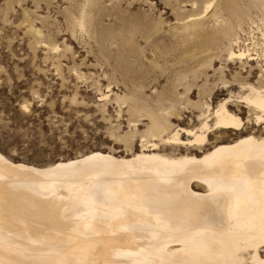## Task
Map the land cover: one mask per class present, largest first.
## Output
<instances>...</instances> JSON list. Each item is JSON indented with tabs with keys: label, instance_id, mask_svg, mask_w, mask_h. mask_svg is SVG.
Returning a JSON list of instances; mask_svg holds the SVG:
<instances>
[{
	"label": "bare ground",
	"instance_id": "6f19581e",
	"mask_svg": "<svg viewBox=\"0 0 264 264\" xmlns=\"http://www.w3.org/2000/svg\"><path fill=\"white\" fill-rule=\"evenodd\" d=\"M86 7L73 29L83 30ZM261 21L264 42V9ZM238 43L228 60L264 67L262 49ZM259 72L233 98L257 127ZM229 95L192 109L196 124L185 128L168 125L181 113L169 93L156 96L158 114L129 107L149 125L139 149L123 156L91 151L35 167L0 153V264H264V136L243 130L249 122L232 111Z\"/></svg>",
	"mask_w": 264,
	"mask_h": 264
},
{
	"label": "rangeland",
	"instance_id": "374dc122",
	"mask_svg": "<svg viewBox=\"0 0 264 264\" xmlns=\"http://www.w3.org/2000/svg\"><path fill=\"white\" fill-rule=\"evenodd\" d=\"M85 4L83 30L73 29ZM263 9L264 0H0V153L35 167L91 151L129 154L149 119L128 108L158 114L155 98L167 93L181 112L170 129L196 124L188 112L231 93L232 111L249 122L243 130L264 136L233 99L262 62L226 53L238 41L262 54Z\"/></svg>",
	"mask_w": 264,
	"mask_h": 264
}]
</instances>
